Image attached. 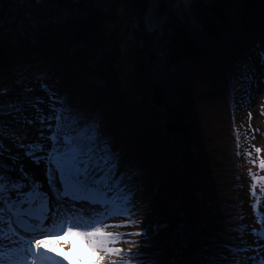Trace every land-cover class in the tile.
Wrapping results in <instances>:
<instances>
[{"label":"trees","instance_id":"obj_1","mask_svg":"<svg viewBox=\"0 0 264 264\" xmlns=\"http://www.w3.org/2000/svg\"><path fill=\"white\" fill-rule=\"evenodd\" d=\"M157 2L166 20L159 32L146 30L150 0H0V87L10 86L12 98L46 74L74 108L99 118L121 154V170L137 184L132 210L140 221L107 231L145 229L151 237L147 247L142 235L112 245L131 248L125 259L159 251L164 264L173 257L254 264L264 243L248 242V134L237 122L236 89L249 67L255 80L264 68V0ZM35 88L47 99L39 83ZM23 163L47 187L45 165ZM240 225L247 226L243 233ZM241 241L252 250H235Z\"/></svg>","mask_w":264,"mask_h":264},{"label":"snow or ice","instance_id":"obj_2","mask_svg":"<svg viewBox=\"0 0 264 264\" xmlns=\"http://www.w3.org/2000/svg\"><path fill=\"white\" fill-rule=\"evenodd\" d=\"M185 4L190 7L191 0H185ZM163 23L166 20L153 19L149 14L146 30L162 31ZM259 55L264 64V50ZM47 80L46 74H39L32 85L25 84L12 98H8L10 86L0 87V264H164L162 252L133 261L124 258L131 254V248L125 252L112 246L125 236L140 235L145 240L142 246H151L145 229L132 233L107 231L140 223L133 219V176L127 169L121 170V154L104 135L99 118L74 108L67 95ZM18 83L23 84V78ZM35 83L47 99L33 94ZM30 129H36L35 137L30 136ZM235 134L239 148L238 129ZM261 151L255 148L257 154ZM245 155L256 164L252 152L246 151ZM25 159L37 166L45 165L47 187L33 171L26 170ZM259 169L264 171V158L259 159ZM249 176L253 181L252 207L260 224L252 234L264 240V213L259 211L264 199V176L251 169ZM120 216L128 219L120 224L106 223ZM166 227L156 225L153 231L158 233ZM183 227L178 225V231ZM246 228L240 225L238 231L243 233ZM241 245L235 250H252L246 241ZM65 246L70 250L65 251ZM181 247H187V243ZM262 251L264 245L256 249L257 256L251 257L254 264H264ZM168 264L183 262L173 257Z\"/></svg>","mask_w":264,"mask_h":264},{"label":"rangeland","instance_id":"obj_3","mask_svg":"<svg viewBox=\"0 0 264 264\" xmlns=\"http://www.w3.org/2000/svg\"><path fill=\"white\" fill-rule=\"evenodd\" d=\"M185 1V0H184ZM158 2L157 0H150L149 10L147 12L146 20L148 19L149 14H151L153 19L165 18V15L157 11ZM248 68V67H247ZM259 76L255 80L253 76L256 74L252 71V68L249 67L239 78L238 89H236V97L238 101V108L236 111V117L238 125L241 131L247 135L246 139V148L247 151L252 152V160L256 161V164L249 162V158L245 155L243 159V165L245 172L247 174V194L251 200V206L247 207V211H250L248 216H245V221L250 226V231L253 229H259L260 224L257 222V217L254 214L252 204L254 202L253 197L251 196L250 185L253 183L252 179L249 176V170L252 172H257L259 175L264 176V171L259 169V159L264 158V68H259ZM251 76V84L247 83V76ZM240 83V84H239ZM249 114H251V119H249ZM250 133V135H249ZM252 136V139H251ZM254 137V138H253ZM255 148H260L262 151L257 154ZM137 190V184H134ZM257 194H260L259 186L256 189ZM245 212L246 210L243 209ZM261 213H264V199L261 201L259 208ZM107 223V221H106ZM250 238L249 243L253 244L256 241L264 243V240H259L258 237L249 234ZM258 238V239H257ZM63 243V242H61ZM65 251L70 249L65 246ZM115 258V257H114ZM237 261V260H236ZM243 264L242 262H240Z\"/></svg>","mask_w":264,"mask_h":264},{"label":"bare ground","instance_id":"obj_4","mask_svg":"<svg viewBox=\"0 0 264 264\" xmlns=\"http://www.w3.org/2000/svg\"><path fill=\"white\" fill-rule=\"evenodd\" d=\"M248 82V81H247Z\"/></svg>","mask_w":264,"mask_h":264}]
</instances>
